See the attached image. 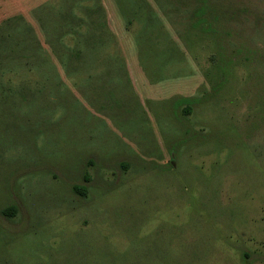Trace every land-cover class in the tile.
Listing matches in <instances>:
<instances>
[{
  "label": "rangeland",
  "instance_id": "1",
  "mask_svg": "<svg viewBox=\"0 0 264 264\" xmlns=\"http://www.w3.org/2000/svg\"><path fill=\"white\" fill-rule=\"evenodd\" d=\"M0 264H264V0H0Z\"/></svg>",
  "mask_w": 264,
  "mask_h": 264
},
{
  "label": "trees",
  "instance_id": "2",
  "mask_svg": "<svg viewBox=\"0 0 264 264\" xmlns=\"http://www.w3.org/2000/svg\"><path fill=\"white\" fill-rule=\"evenodd\" d=\"M85 179L88 180L89 177L86 175ZM73 190H74V192L78 193L81 196L86 195V188L84 186L75 185V186H73ZM15 212H16V210H15L14 206L6 207L2 210V213L6 216H9V217L14 216Z\"/></svg>",
  "mask_w": 264,
  "mask_h": 264
}]
</instances>
